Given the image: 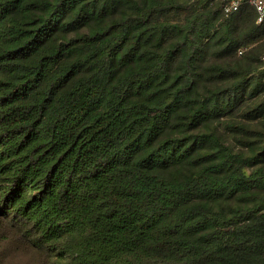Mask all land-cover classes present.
Returning <instances> with one entry per match:
<instances>
[{
    "label": "trees",
    "instance_id": "obj_1",
    "mask_svg": "<svg viewBox=\"0 0 264 264\" xmlns=\"http://www.w3.org/2000/svg\"><path fill=\"white\" fill-rule=\"evenodd\" d=\"M228 2L0 0V264H264V25Z\"/></svg>",
    "mask_w": 264,
    "mask_h": 264
},
{
    "label": "built area",
    "instance_id": "obj_2",
    "mask_svg": "<svg viewBox=\"0 0 264 264\" xmlns=\"http://www.w3.org/2000/svg\"><path fill=\"white\" fill-rule=\"evenodd\" d=\"M244 4H249L256 9L258 14L257 24L264 25V0H229L225 6V13L228 15L238 11Z\"/></svg>",
    "mask_w": 264,
    "mask_h": 264
}]
</instances>
